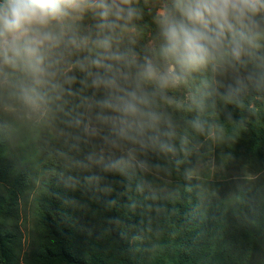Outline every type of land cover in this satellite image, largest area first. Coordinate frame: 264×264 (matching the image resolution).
I'll return each instance as SVG.
<instances>
[{
    "label": "trees",
    "instance_id": "trees-1",
    "mask_svg": "<svg viewBox=\"0 0 264 264\" xmlns=\"http://www.w3.org/2000/svg\"><path fill=\"white\" fill-rule=\"evenodd\" d=\"M241 88L224 71L210 78L212 115L199 117L224 131L211 139L173 122L174 152L137 146L129 156L126 147L101 145L75 100L49 125L14 129L0 115L2 258L21 264L18 225L29 207L27 256L43 264H264V118L250 107L264 83ZM207 153L252 175L203 185L196 168Z\"/></svg>",
    "mask_w": 264,
    "mask_h": 264
},
{
    "label": "clouds",
    "instance_id": "clouds-1",
    "mask_svg": "<svg viewBox=\"0 0 264 264\" xmlns=\"http://www.w3.org/2000/svg\"><path fill=\"white\" fill-rule=\"evenodd\" d=\"M142 18L134 0H0V109L41 120L75 100L95 121L86 130L106 128L105 143L129 156L137 146L174 152L175 125L161 104L184 109L170 90L257 55L264 0H170L154 17L159 47L143 57ZM189 123L211 139L224 131L199 116Z\"/></svg>",
    "mask_w": 264,
    "mask_h": 264
},
{
    "label": "rangeland",
    "instance_id": "rangeland-1",
    "mask_svg": "<svg viewBox=\"0 0 264 264\" xmlns=\"http://www.w3.org/2000/svg\"><path fill=\"white\" fill-rule=\"evenodd\" d=\"M138 7L143 10V18L142 20L138 21L137 23L140 26V33L136 38L135 49L139 53L141 57L144 55H151L160 44V37H159V29L154 21V17L156 16L158 10L162 8L165 4L170 3V0H134ZM146 6L147 11L143 7ZM255 65V68H252V65ZM218 71H213L211 67L205 68L193 74V77L189 80L187 85H181L180 87L170 90V95H172L175 99L184 101L185 108L182 110H177L172 106H167L161 104V109L169 112L171 114L172 121L175 124H182L183 126L191 127L189 121L194 119L197 116H211V106L217 97V93H212L209 90V81L215 80L216 73ZM225 73H229L233 82L237 83L241 88L242 91L247 90V86L252 85L253 83L259 84L260 81L264 83V47L258 50L257 55L249 60V62L240 67L238 71L228 69L224 71ZM246 87H245V86ZM256 99L261 103L259 105H255L254 102L250 104V107L258 112L257 120L260 122L264 118V88L263 91L260 93H256ZM192 98L198 102V104L192 103ZM226 104L230 105L232 111L236 118L240 117L243 112L239 110V106H237L234 102H231L227 97ZM0 115L6 120L8 124L11 125L14 129H20L21 127L29 126V125H36L40 122L44 123V121L49 125L50 124V116L45 117L41 120H34V119H27L21 118L20 116L8 112L6 110L0 109ZM235 119V118H234ZM91 123L95 126V121L92 120L91 116L88 117V124ZM180 124V127H181ZM182 126V127H183ZM103 127H101L100 132L97 135H92L89 131V135L99 140L101 145H108L105 143L103 137L104 134L102 132ZM183 128L181 129V131ZM237 130V127H236ZM107 149V148H106ZM105 147L101 148V150H106ZM252 174L244 169L240 171L237 170H229L222 168L221 166L216 165V162L213 159V156L207 153L203 156L202 162L196 168V176L201 179L202 184L205 181H224V179L230 178V176H245L249 177ZM156 181H159V177L154 175L153 177ZM162 185L170 183L169 181L159 182ZM170 186V185H169ZM168 188V186H166ZM3 187H0V192H3ZM32 211L28 207L26 211L21 210L20 212V220L19 225L21 230V239L20 243L22 246L20 255L18 256V262L21 264H43L40 259L32 255H28L30 253V244L32 235H30L31 230L34 227L33 220H32ZM25 216V221H24ZM1 221V216H0ZM7 245V244H6ZM36 246V245H35ZM5 251L8 255V248H5ZM0 264H11L7 259L2 258L0 252Z\"/></svg>",
    "mask_w": 264,
    "mask_h": 264
}]
</instances>
